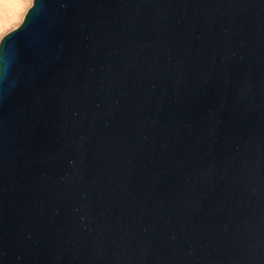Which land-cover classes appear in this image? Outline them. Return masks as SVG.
<instances>
[{
    "label": "water",
    "instance_id": "obj_1",
    "mask_svg": "<svg viewBox=\"0 0 264 264\" xmlns=\"http://www.w3.org/2000/svg\"><path fill=\"white\" fill-rule=\"evenodd\" d=\"M0 264H264V0H32Z\"/></svg>",
    "mask_w": 264,
    "mask_h": 264
},
{
    "label": "bare ground",
    "instance_id": "obj_2",
    "mask_svg": "<svg viewBox=\"0 0 264 264\" xmlns=\"http://www.w3.org/2000/svg\"><path fill=\"white\" fill-rule=\"evenodd\" d=\"M26 3L31 4L32 0H0V33L14 22H19V19L24 16V9H26L24 5Z\"/></svg>",
    "mask_w": 264,
    "mask_h": 264
},
{
    "label": "rangeland",
    "instance_id": "obj_3",
    "mask_svg": "<svg viewBox=\"0 0 264 264\" xmlns=\"http://www.w3.org/2000/svg\"><path fill=\"white\" fill-rule=\"evenodd\" d=\"M31 5H32V3H31V4H27V3H26V5H24V8H26V9H24V13H25V14H26L27 10L30 8ZM24 13H23V15H25ZM23 18H24V16L21 17V19H19V22H18V21L14 22L15 25H14V23H13V24L9 25L8 28H5L6 30L4 29L3 32L0 33V40H1L2 37H4L6 34H8V33H10L11 31H13L15 27L17 28V27L21 24ZM20 21H21V22H20ZM17 22H18V23H17ZM17 24H18V25H17ZM13 25H14V26H13ZM12 26H13V27H12ZM16 28H15V29H16Z\"/></svg>",
    "mask_w": 264,
    "mask_h": 264
}]
</instances>
